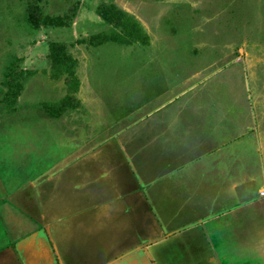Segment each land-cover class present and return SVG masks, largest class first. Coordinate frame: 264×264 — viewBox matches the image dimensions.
<instances>
[{"label":"rangeland","instance_id":"374dc122","mask_svg":"<svg viewBox=\"0 0 264 264\" xmlns=\"http://www.w3.org/2000/svg\"><path fill=\"white\" fill-rule=\"evenodd\" d=\"M62 52L77 90L69 88ZM63 98L57 117L41 107ZM175 113L207 126L213 149L226 144L230 170L261 168L263 194L264 0H0V182L7 190L40 171L44 179L62 150H78L76 142L88 152L116 138L143 146L145 168L159 176L158 140L164 125L178 122ZM244 187L255 192L253 183ZM127 224L93 211L65 245L70 263L129 255L136 239Z\"/></svg>","mask_w":264,"mask_h":264},{"label":"crops","instance_id":"0c3cea01","mask_svg":"<svg viewBox=\"0 0 264 264\" xmlns=\"http://www.w3.org/2000/svg\"><path fill=\"white\" fill-rule=\"evenodd\" d=\"M174 117L178 122L164 125L158 140L159 176L146 169L143 146L116 138L88 152L76 142L77 151L62 150L44 179L40 171L24 187L7 190L0 182V264H71L65 245L93 211L128 221L136 239L129 255L107 264H264L261 168L230 170L221 154L226 144L213 149L207 126L198 128L190 115ZM247 183L255 184L253 195ZM173 240L178 245L168 247Z\"/></svg>","mask_w":264,"mask_h":264},{"label":"trees","instance_id":"16d2710c","mask_svg":"<svg viewBox=\"0 0 264 264\" xmlns=\"http://www.w3.org/2000/svg\"><path fill=\"white\" fill-rule=\"evenodd\" d=\"M119 12V11H118ZM118 12L116 11L115 14L111 15V18L113 16V20H118ZM121 12V11H120ZM123 13V12H122ZM126 25H124L123 23V28H125ZM135 34V33H134ZM105 34L103 35H100V36H104ZM100 36H97V37H100ZM106 38H108L109 35H105ZM136 38L137 35L135 34L134 35ZM117 38H119V36H117ZM55 61H57V58L53 57ZM59 60H61L62 58V61L64 63L63 65V70L64 72L67 74V76L69 77L70 81H69V88H71V90H77V87H78V82L77 80H75V77H74V71H73V68L71 66V58H69L68 55H66L64 52H62L59 56ZM62 62H60V65H61ZM64 101H65V98L63 99H59V100H56L54 102H45L41 105V107L44 109L45 113L50 116V117H57L60 112L62 111L63 109V106H64Z\"/></svg>","mask_w":264,"mask_h":264}]
</instances>
